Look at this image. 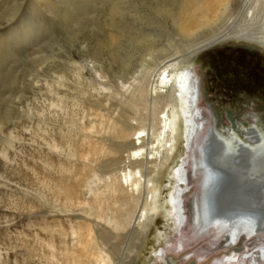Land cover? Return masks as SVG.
<instances>
[{"label": "rangeland", "instance_id": "1", "mask_svg": "<svg viewBox=\"0 0 264 264\" xmlns=\"http://www.w3.org/2000/svg\"><path fill=\"white\" fill-rule=\"evenodd\" d=\"M182 1L0 0V264H102L104 254L106 264L166 263V241L161 242L159 234L174 239L171 245L176 246L189 235V213H183L176 227L161 211L138 248L141 236L117 226V195L108 182L112 172L122 176L134 170L112 158L122 153L123 159L130 148L111 140L109 145L121 153L97 157L89 141L93 133L111 135L109 117L98 122L91 109L105 97L120 107L123 95L118 96L116 85L121 86V78L139 75L159 46L169 50L189 42L180 39L175 19ZM232 1L238 5L244 0ZM194 63L202 77L204 100L220 109L235 107L226 109L235 121L243 111L264 115L263 47L228 40L204 49ZM87 89L95 96L88 97ZM122 109L134 112L127 105ZM199 109L197 115L203 117ZM190 135L191 142V131ZM188 138L176 167H186L190 174ZM174 164L166 171L162 199L170 195L167 185ZM179 194L188 197L190 188ZM178 199H172L174 217L179 216ZM102 208L104 217L99 218ZM188 244L182 258L171 250L167 255L183 263L199 259V264H215L227 255L222 247L201 256L196 254L200 243ZM254 246L250 242V248ZM245 253L247 249L235 257ZM260 253L250 264H264Z\"/></svg>", "mask_w": 264, "mask_h": 264}, {"label": "bare ground", "instance_id": "2", "mask_svg": "<svg viewBox=\"0 0 264 264\" xmlns=\"http://www.w3.org/2000/svg\"><path fill=\"white\" fill-rule=\"evenodd\" d=\"M233 3L232 0H183V5L180 6L175 19L179 22L180 39L189 40L185 42L186 46L172 48L170 44H167L171 49L167 50L159 46L158 49L156 48L155 53L157 54L149 52L152 59L151 61L146 59V63L141 59L145 64L139 75L127 80L121 75L124 77H120L121 86L116 85L118 96L123 95L118 100L119 108L111 104L110 97L107 101L104 95V103H98L97 108L91 109L92 115H95L98 122L104 121L106 116L109 117L107 119L111 131V135L90 134V137L95 139H89L92 146L90 144L91 150L88 149L93 156L103 155L105 152L111 154L112 151L121 153L120 148L109 145L111 140L130 148L123 159L122 153L121 156L116 155L112 158L118 163L122 161L126 168L130 166L134 170H125V168L122 176L116 174L117 172H112L108 177L109 187L113 194L117 195V199L114 200L115 205L118 206L115 219L120 220V225L117 223L116 225L139 234L141 236L139 248L142 240L147 238L152 230L155 216L161 211L174 219L173 223L177 225L176 227L181 225L183 213L185 216L187 213L190 215L192 221L190 233L184 236L177 246L176 243L171 245L174 239L169 241L170 238L167 239V235L159 234L162 238L161 242L166 241L165 246H167L163 251L167 262L163 263L159 260L161 264H199V259L191 261L188 259L184 263L181 262L186 248L190 245H187V242H193L195 246L200 243L196 254H201V256L222 247L227 249V255L215 260V264H250L255 254L258 255L259 251H264V222L261 227L257 223L258 219L251 221L248 218L243 220L224 218L217 214L214 215L211 209L207 212L204 208L202 213L199 207V189L201 182L205 183L208 174L205 172L207 171L206 166L200 165V151H204L201 146L211 123L214 121V124L216 122L220 126L218 132L224 139V150L229 154L231 152L233 154L235 151L233 149H242L243 152L240 153L247 156L248 152L255 151L253 146L261 143L264 138V128L260 127L261 125L264 127V115L252 117L246 112H239L238 116H241V119L239 118L238 121L245 119L248 123L241 122L240 125H235L232 122L234 120L232 112L226 111V109H231L222 108L224 110H221L219 105L214 106L211 100H204L206 94L202 89V77L200 79L199 72L195 68L197 63L194 61L204 49L228 40L248 41L264 48V0H244L238 5ZM86 92L88 97L95 96V93L89 92L88 89ZM203 101L207 105H204ZM126 105L130 106L134 112L127 114L126 109H122ZM200 107L204 110L203 117L197 115ZM211 109H217L224 114L225 116L223 115L221 119L226 121V118H229L231 125L228 126L227 123L225 125ZM248 116V119L254 118L257 123L254 119L253 121L247 120ZM200 117L202 119L198 121ZM190 131L193 135L191 142L188 138ZM187 138L189 139V143L186 144L188 160H190L192 169L190 174L186 167H176ZM99 141L103 143L102 147L97 146ZM239 156H235L238 161L241 159ZM173 162L175 164L170 167L172 169L171 180L167 185L171 189L170 195L162 199L163 188L166 186L164 183L166 171ZM187 174L191 185L187 183V176L185 177ZM212 181L213 179L206 193L214 190L212 187L215 185V180ZM220 181L221 179L215 187L218 188ZM184 188H190L188 197H180L179 192ZM174 195H177L180 200L179 216L176 217L172 210ZM98 217H104L103 208ZM226 242L227 246H224L223 243ZM250 242L254 243L256 250L250 248ZM244 249H247L244 256L235 257L236 253ZM249 249L253 253H249ZM170 250L182 255L181 258L168 256L167 253L171 252ZM134 251L136 253V249L132 250V254ZM259 258L261 259L260 256ZM239 259L242 261L239 262ZM101 262L106 264L105 254L102 255ZM113 264H127V262L114 261ZM201 264L210 263L206 261Z\"/></svg>", "mask_w": 264, "mask_h": 264}, {"label": "water", "instance_id": "3", "mask_svg": "<svg viewBox=\"0 0 264 264\" xmlns=\"http://www.w3.org/2000/svg\"><path fill=\"white\" fill-rule=\"evenodd\" d=\"M216 124L213 121L207 128L201 146L204 151H200L199 162L200 165L206 166L205 172L208 174L207 178L205 177V183L202 181L199 189V207L202 213L204 208L207 212L211 209L214 215L224 218L236 220L248 218L251 221L258 219L257 223L262 227L264 222V138L261 143L253 146L255 151L248 152L247 156L240 153L243 152L242 149H233L235 150L233 154L232 152L229 154L224 150V139L218 132L220 126ZM236 155H240L242 160L238 161ZM210 179H213L212 182L215 180V185L212 187L214 190L206 193ZM220 179L217 188L215 186Z\"/></svg>", "mask_w": 264, "mask_h": 264}, {"label": "flooded vegetation", "instance_id": "4", "mask_svg": "<svg viewBox=\"0 0 264 264\" xmlns=\"http://www.w3.org/2000/svg\"><path fill=\"white\" fill-rule=\"evenodd\" d=\"M252 51H256V50H254V49H252ZM215 103V102H214ZM219 107V106H218ZM233 108H235V107H233ZM232 107L230 108V109H233ZM220 119L221 118H223L222 116H221V112H219V111H217V109H211ZM221 110H224V109H221ZM211 111V112H212ZM243 112H245V111H243ZM250 113H256V112H251V111H249ZM209 114V113H208ZM207 114V115H208ZM252 117H254V116H252ZM260 117V116H259ZM254 119V118H253ZM253 119H251L250 121H253ZM222 120V119H221ZM248 120V119H247ZM223 121V120H222ZM226 121H228V122H226ZM226 121H223L224 122V124L226 125V123H227V125L228 126H230L231 125V123L229 122V118H226ZM240 121V120H239ZM238 120H233L232 122L235 124V125H240L241 124V122H244V123H248V122H246V120L244 119V120H242V121H240L239 122ZM253 123V122H252Z\"/></svg>", "mask_w": 264, "mask_h": 264}]
</instances>
